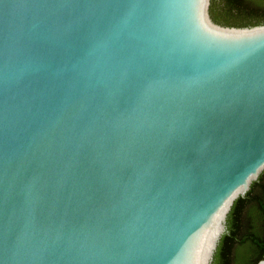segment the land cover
<instances>
[{"label":"water","instance_id":"95a60500","mask_svg":"<svg viewBox=\"0 0 264 264\" xmlns=\"http://www.w3.org/2000/svg\"><path fill=\"white\" fill-rule=\"evenodd\" d=\"M210 3L0 0V264H212L264 171V24Z\"/></svg>","mask_w":264,"mask_h":264},{"label":"trees","instance_id":"16d2710c","mask_svg":"<svg viewBox=\"0 0 264 264\" xmlns=\"http://www.w3.org/2000/svg\"><path fill=\"white\" fill-rule=\"evenodd\" d=\"M214 22L229 27L264 24V0H211ZM212 264H259L264 260V171L244 197L238 198Z\"/></svg>","mask_w":264,"mask_h":264}]
</instances>
